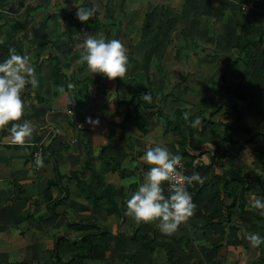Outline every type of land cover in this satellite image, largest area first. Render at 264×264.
<instances>
[{"label":"crops","instance_id":"crops-1","mask_svg":"<svg viewBox=\"0 0 264 264\" xmlns=\"http://www.w3.org/2000/svg\"><path fill=\"white\" fill-rule=\"evenodd\" d=\"M250 1L0 0V61L12 49L26 54L39 80L21 94L22 119L33 125L30 140L12 143L14 122L0 129V264H55L57 253L70 264H165L168 243L179 264H259L264 245L252 247L246 237L253 224L263 226L257 233L264 236V221L237 207L229 221L233 195L222 187L236 168L264 178V11L248 9ZM92 6L97 11L88 22L76 18L78 7ZM87 34L121 41L128 56L124 78L87 69L80 60ZM180 68L183 74H176ZM157 87L180 100L170 96L161 104ZM149 92L145 101L153 108L141 110L150 127L144 133L124 101ZM201 97L210 107L192 134L183 126L165 135L160 105L195 109ZM231 135L246 144L233 143ZM156 145L179 154L189 176L199 172L204 179L188 186L194 214L171 235L125 214L150 167L141 156ZM39 146L52 153L42 167L33 161ZM103 146L120 167L107 165ZM110 187L122 189L114 199L123 215L110 213L111 204L93 206L89 191ZM140 234L156 237V248L145 249Z\"/></svg>","mask_w":264,"mask_h":264},{"label":"clouds","instance_id":"clouds-1","mask_svg":"<svg viewBox=\"0 0 264 264\" xmlns=\"http://www.w3.org/2000/svg\"><path fill=\"white\" fill-rule=\"evenodd\" d=\"M97 11L96 6L78 7L76 18L81 22H88ZM80 60L84 62L91 73H100L109 80L117 77L124 78L127 71L128 56L126 49L117 39L106 40L97 38L95 35L87 34L83 41V52ZM26 84L33 88L37 87L39 80L35 74V68L30 58L17 54L14 49L10 54L0 61V129L9 126L12 143L23 146L33 134V125L24 115V103L22 91ZM71 87V85H69ZM61 91L63 89L61 88ZM145 100H151V93L143 95ZM187 118L188 113L185 112ZM88 123L99 124V119L86 118ZM201 124L200 117L192 121V126ZM182 157L173 155L163 146L156 145L148 147L141 156L150 167L144 174L143 182L138 189L133 191L126 200L125 214L134 218L137 222H156L157 227L163 234L171 235L177 231L179 226L186 222L194 214L196 207L188 186L193 182L204 183L199 172L192 175H180L177 166L180 165ZM37 166H42L41 157L36 159ZM179 175V179L177 176ZM174 181L172 191L166 196L164 194L163 182ZM253 209L260 210L264 215V199L253 198L250 201ZM252 247L264 245V236L252 233L246 237Z\"/></svg>","mask_w":264,"mask_h":264},{"label":"trees","instance_id":"trees-1","mask_svg":"<svg viewBox=\"0 0 264 264\" xmlns=\"http://www.w3.org/2000/svg\"><path fill=\"white\" fill-rule=\"evenodd\" d=\"M151 79V78H149ZM235 89L236 96L240 99H243L246 97V94L243 92V86L241 83H237L233 87ZM155 92L157 95H161V104L163 101H165L170 96H173L175 99L180 100L179 97L175 96L171 91L168 93H163L160 88H155ZM124 104H127L128 107L132 106L135 108L137 112V116L140 120L139 128L144 133H148L150 131L149 124L147 122V118L141 113V110L143 108H146L148 111H150L153 106L148 105L143 98V95L141 94H135L130 98L129 100L124 101ZM210 107L209 101L201 97L200 103H199V114L198 117H201L203 115V112ZM201 108V110H200ZM219 108V106H218ZM217 108V109H218ZM185 112L188 113L187 118L185 117ZM189 108H177L174 111H166L164 108L160 105L158 110V116L159 118H163L165 120L164 125V134H175L177 132H181L182 127H186L187 131L189 132L188 135L192 134L193 126L192 121L197 117L193 114H190ZM129 113H127L126 119H129ZM201 120V119H200ZM230 140L233 143L240 144V147H243L244 144H246V140L244 141H238L235 139L232 135L230 136ZM188 137L186 135H183L182 139L179 141V144L183 146L182 153L183 155L186 154L184 147L187 144ZM52 153L48 151V149H44V156L45 160L51 156ZM101 156L105 160L108 166H113L114 169L120 167V164L111 156L106 154V147L103 146L101 150ZM189 175V173H187ZM222 187L226 194L233 195V202L228 207V220H231V213L233 212L234 208L237 207L239 212L245 213L250 212L253 214L255 220L257 221H264V215L260 214V210L253 209L251 206V209H247V206L249 203V198L251 196H256V198L264 199V178L260 175H258L256 172H244L241 168L233 169L228 173L227 176L224 177L222 180ZM50 188L48 189L49 192ZM202 190L199 191V195L201 194ZM122 194V189H115L114 187L107 188L103 190L102 193L97 194L93 190L89 191V197L93 196V206L95 208H103L107 206V204H111V207H108V211L110 213L117 212L118 214L123 215L122 211L118 209V205L114 199V196ZM217 220V219H216ZM214 219L207 216L206 224L212 225L214 223ZM263 226L258 224L252 225V231L253 233H257L258 230L262 229ZM141 238L143 239V246L147 250H154L156 248V237L148 238L147 235H141ZM133 237L136 239L138 237V234L133 235ZM86 240V238H84ZM61 243H58L57 248L60 250ZM91 245V244H90ZM162 247L167 249L168 254L165 261V264H179L175 260L174 255V248L171 244H164ZM263 250V245L259 246ZM261 250V251H262ZM86 256L85 254L81 255V258ZM71 262H64L61 260L60 255L57 253L55 255V264H70ZM259 264H264V257L261 255L259 257Z\"/></svg>","mask_w":264,"mask_h":264},{"label":"built area","instance_id":"built-area-1","mask_svg":"<svg viewBox=\"0 0 264 264\" xmlns=\"http://www.w3.org/2000/svg\"><path fill=\"white\" fill-rule=\"evenodd\" d=\"M247 7H248V9H260V10L264 11V0H251L250 4ZM38 156L42 158V160H43L42 166H43L45 163L44 147L43 146H39L33 153V161L35 164H36V159ZM42 166H39V167H42ZM177 171L180 175H187L188 167L186 166V164L181 162L180 165L177 166ZM177 179H179V175L177 176ZM173 183H174V181H169V183H168V188L170 191H172V184Z\"/></svg>","mask_w":264,"mask_h":264},{"label":"rangeland","instance_id":"rangeland-1","mask_svg":"<svg viewBox=\"0 0 264 264\" xmlns=\"http://www.w3.org/2000/svg\"><path fill=\"white\" fill-rule=\"evenodd\" d=\"M198 47H201V45H199ZM175 62H177V61H175ZM175 62H174V63H175ZM174 63H173V64H174ZM186 64H190V60H189V58H186V59H185V63H182V65H184V66H187ZM182 70H183V69L180 68V71L176 70L175 73L178 74V73L180 72V74H183ZM170 85H172V84L170 83ZM176 100H177V99H176ZM178 101H179V100H178ZM199 102H200V101H199ZM194 110H199V108L196 107L195 109H190V112H189V113L192 114V113L194 112ZM200 110H201V108H200Z\"/></svg>","mask_w":264,"mask_h":264}]
</instances>
